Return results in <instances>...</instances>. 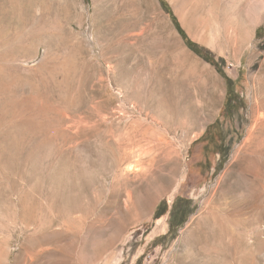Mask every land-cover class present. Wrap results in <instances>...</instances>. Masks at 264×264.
I'll list each match as a JSON object with an SVG mask.
<instances>
[{"label": "rangeland", "instance_id": "obj_1", "mask_svg": "<svg viewBox=\"0 0 264 264\" xmlns=\"http://www.w3.org/2000/svg\"><path fill=\"white\" fill-rule=\"evenodd\" d=\"M0 264H264V0H0Z\"/></svg>", "mask_w": 264, "mask_h": 264}, {"label": "trees", "instance_id": "obj_2", "mask_svg": "<svg viewBox=\"0 0 264 264\" xmlns=\"http://www.w3.org/2000/svg\"><path fill=\"white\" fill-rule=\"evenodd\" d=\"M161 6L162 8L167 11V12H170L168 9H167V6L165 5V3L163 1H161ZM171 18H172V21L174 22L176 28H177V31L179 33V35L181 36V38L183 39L186 47L192 51L194 54L198 55L199 57L203 58L204 60L208 61V62H211L214 66L217 67V63L213 60L210 59V57L208 55H205L201 49H199L195 44H193L185 35V33L181 30V28L179 27L178 23L176 22L175 18L171 15ZM217 70L219 72V74H221V76L224 77V74L223 72L217 67ZM228 84V93H227V99H226V103L227 104H230L231 103V83L228 81L227 82ZM192 211L190 209H187L186 211H184V213L181 215V219H182V223L191 215Z\"/></svg>", "mask_w": 264, "mask_h": 264}, {"label": "bare ground", "instance_id": "obj_3", "mask_svg": "<svg viewBox=\"0 0 264 264\" xmlns=\"http://www.w3.org/2000/svg\"><path fill=\"white\" fill-rule=\"evenodd\" d=\"M262 116H263V115H262ZM249 131H250V130H249ZM248 135H249V134H248ZM252 136H253V135H252ZM254 136L256 137V135H254ZM254 136H253V137H254ZM249 137H250V136H249ZM257 137H258V135H257ZM250 138H251V137H250ZM259 138H260V136H259ZM260 139H261V138H260ZM260 139H259V140H260ZM252 140H254V139H252ZM257 140H258V139H257ZM249 141H251V140H249ZM261 141H262V139H261ZM257 142H258V141H257ZM257 142H256V143H257ZM248 143H249V142H248ZM250 143H251V142H250ZM254 143H255V142H252V143H251L252 146H251L250 144H247V142H246V144H247V145H250L251 147L255 146V145H253ZM246 144H245V146H246ZM257 144H258V143H257ZM243 146H244V145H243ZM243 146H242V147H243ZM247 147H248V146H247ZM251 147H250V148H251ZM248 148H249V147H248ZM237 149H238V147H237ZM239 149H240V147H239ZM243 149H244V147H243ZM248 150H249V149H248ZM240 151L242 152L241 149H240ZM235 152H236V151H235ZM235 152H234V154H233V156H232V162H233L234 159H238V158H236V153H235ZM241 152H240V153H241ZM248 152H249V151H248ZM248 152H247V153H248ZM253 152H254V151H253ZM238 153H239V152H238ZM241 154H242V156H241V155H240V156L243 158V153H241ZM244 154H245V153H244ZM248 154H249V153H248ZM248 154H247V156H249ZM253 154H254V153H253ZM254 155H255V154H254ZM247 156H246V157H247ZM250 156H251V155H250ZM244 158H245V156H244ZM244 158H243V159H244ZM248 158H249V157H248ZM251 159H252V157H251ZM241 160H242V159H241ZM241 160H240V161H241ZM246 161H247V160H246ZM246 161H245V162H246ZM241 163H242V162H241ZM233 164H234V163H233ZM230 165H231V164H230ZM227 167H228V166H227ZM227 167H226V168H227ZM239 171H240V170H239ZM234 172L236 173L235 170H234ZM234 172H233V173H234ZM229 173H230V171H229ZM231 173H232V172H231ZM223 175H225V174L223 173ZM226 175H227V174H226ZM230 175H231V174H230ZM234 175H235V174H233V177H234ZM228 176H229V175H228ZM231 176H232V175H231ZM227 178H230V179H231L232 177H227ZM234 178H236V176H235ZM222 180H223V179H222ZM225 180H226V179H225ZM233 180H235V179H233ZM224 182H225V181H224ZM229 182H230V181H229ZM227 183H228V182H227ZM238 183H239V182H238ZM251 185H252V184H251Z\"/></svg>", "mask_w": 264, "mask_h": 264}]
</instances>
